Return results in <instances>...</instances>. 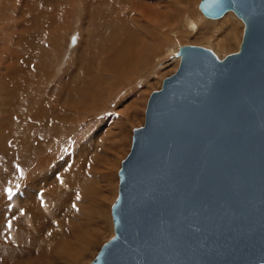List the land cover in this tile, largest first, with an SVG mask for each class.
Instances as JSON below:
<instances>
[{"label": "water", "instance_id": "95a60500", "mask_svg": "<svg viewBox=\"0 0 264 264\" xmlns=\"http://www.w3.org/2000/svg\"><path fill=\"white\" fill-rule=\"evenodd\" d=\"M232 12L240 48L182 46L133 129L111 206L114 235L90 264H264V0H201Z\"/></svg>", "mask_w": 264, "mask_h": 264}, {"label": "bare ground", "instance_id": "6f19581e", "mask_svg": "<svg viewBox=\"0 0 264 264\" xmlns=\"http://www.w3.org/2000/svg\"><path fill=\"white\" fill-rule=\"evenodd\" d=\"M34 1L13 3L11 0H1L0 12L3 16L7 15L10 5H13L11 13L26 10L28 6H33ZM75 1L71 2L70 9L74 8ZM189 2L191 6L188 8L187 19L175 30L169 31L175 21L172 17L168 26H163L149 39H143L140 32L133 26L134 19H137L135 16L145 17L151 21L152 26H158L159 0L153 3L147 0H82V3L89 6L85 16L82 15L84 20L88 19V23L84 21L80 36L77 33H71L72 39L69 45L73 47L74 40L75 46L86 41L96 25L106 26L102 32V52L99 57L93 59V62L98 64L104 58L110 59V68L116 75H122V72L126 70L138 46L145 47V50L140 53L142 61L148 59L146 49H151L156 54L161 52L153 60L155 62L153 77L156 76L160 67L167 64L168 60L172 69L179 67V48L190 46L186 44L187 39L195 35L204 36L207 40L198 46L211 50L217 57H222L218 54L225 53L230 48L231 36L230 34L223 36V33L226 27L233 28V20L225 16L231 12L224 14L219 20L206 19L201 12V14L196 11L190 13L197 6V1L190 0ZM60 3L67 5V0H60ZM60 3L57 2L54 5L53 14L48 20L40 21L34 19L33 15L17 17L21 23L33 28L32 32L20 35V42L23 45H38L40 44L39 37L50 34L59 35L64 31L65 24L62 23L59 13L63 8ZM95 7H97L96 10ZM65 12H68L67 8ZM10 33L9 28L4 25L0 26V259L6 256L16 258L28 235L23 228L29 227L32 222L35 224L33 240H37L38 245L43 244V237L45 244L60 237L62 241L66 240L71 248V251L67 250L65 242L54 246L50 264L84 263V256L92 246L91 240L98 233L94 219L98 221L97 225L99 221L103 225L107 216L103 204L102 207L94 208L93 202H88L89 198L94 196L99 199L105 198L103 183L98 178L89 179L87 174H82V172L83 169H88L90 157L94 159L91 166L95 170H101L104 162L102 150L108 147V142H111L113 124L110 120H105L90 125L87 131L82 132L73 142L74 148L71 151L69 150L71 138L64 140L62 148L57 145L53 146L52 143L56 144L58 137L53 138L51 143V137L40 132L41 127L36 120L24 115L33 107L38 115H47L46 112L41 111V106H48L50 98L53 101L61 98V103L76 105L80 103L77 98L84 97L83 101L88 99L93 107L95 106L93 92H97V105L99 110L104 112L106 105L100 106V103L103 99V90L106 85L104 82L106 81L98 75L94 79H82L81 86L84 91L81 93L73 85L79 74L76 64L79 60H83L80 55H74L75 60L72 66L67 68L66 65L65 68V63L61 65L54 63L56 57L27 56L17 48H9L14 45ZM163 40L170 41V43L163 44ZM160 46H162V51H157ZM66 56L60 55L63 59ZM156 65L159 66L155 68ZM97 71L105 75H114L109 66L104 65V62L97 67ZM118 82L125 84L121 80ZM111 87L110 90L113 92ZM108 97L107 92L105 98ZM13 102L20 107L15 109ZM108 102L109 100L106 104ZM131 107L133 109L134 106ZM67 112L69 118L77 116L76 110L72 113L68 110ZM48 113L51 116L57 113L59 117H62L61 108L58 110L49 108ZM49 130L56 131L58 136L64 135V128L60 121L49 127ZM56 150H58V155H61L60 161H55L58 156H54ZM71 158L72 160H69ZM21 173L23 178H21ZM7 189H11L13 193L11 198H9ZM62 197L66 201H59L58 205H55L56 200H62ZM116 197L115 194L111 203H114ZM43 199L49 201L44 207ZM85 208L86 215L83 217ZM14 209L16 212H13ZM57 217H59L62 230L55 227L49 229L45 223ZM9 223L11 228L8 227ZM75 225L79 228V232L72 237ZM33 256L34 254L29 258Z\"/></svg>", "mask_w": 264, "mask_h": 264}, {"label": "rangeland", "instance_id": "374dc122", "mask_svg": "<svg viewBox=\"0 0 264 264\" xmlns=\"http://www.w3.org/2000/svg\"><path fill=\"white\" fill-rule=\"evenodd\" d=\"M11 1L13 3H18L26 0ZM72 1L73 0H67V5H64L60 3V0H35L33 2V6H28L26 10H20L11 13L13 5H10L8 7L9 13L7 15L3 16L0 12V26L4 25L5 27L9 28V30L11 31L10 36L14 41V45L10 46L9 48H17L27 56H39L41 58L59 57L63 52L66 51L71 33L74 32L77 33L78 36H80L82 26L85 22L88 23V19L84 20L82 18V15L85 16L86 12L89 10L88 4L82 3V0H76L74 2V8L70 9ZM147 1L149 3H153L155 0ZM159 1L160 3L158 15L160 20L158 26H152L151 21H149L145 17L138 18V16H135V18L137 19H134L133 26L138 32H140L143 39H149L154 33L159 32L163 26H168L171 22L172 17H174L175 21L173 22L172 26H170L169 31L175 30L187 19L188 8L191 6L189 2L190 0ZM196 1L197 6L195 7V9L193 8L190 13H194V11L200 13L198 5L201 0ZM57 2H59L61 7H63L62 9H60L59 13L61 14L62 23L65 24L64 31L59 35L50 34L45 37H39L38 40L40 41V44L38 45H23L20 42V35L32 32L33 28L31 26H27V24L21 23L17 19V17H28L33 15L34 19L40 21L48 20L50 18V15L53 14L52 9L55 8L54 5ZM66 8L68 12H65ZM96 8L97 7H95L94 9L96 10ZM225 16L226 18H231L233 20V28L231 29L229 27H226L224 29L223 36H228V34H230L231 36L230 48L227 49L225 53H219L218 55L222 56L218 57L219 59H223L225 56L231 53H236L239 50L244 28L243 23L239 19H237L234 14H232V12ZM104 28H106V26L96 25L95 28L92 29V32L89 34V38L80 45L74 47V50L78 48L83 51V60H79V63L76 64L79 69V74H77L73 85L78 91L83 93L84 88L81 86L82 79H94L97 75L99 78L104 79L106 81L104 82V84H106V89L104 88L103 90V99L100 103V106L106 105L105 111L102 112L99 110V106L97 105L98 94L97 92H93L92 95L94 96L95 102V106L93 107L89 104L88 99L83 101L84 97L82 99L77 98L80 103L76 105H72L66 102L61 103V98L58 101H53L50 98V104L48 106H41V111L46 112L47 115H38L34 107L31 111H27L26 115H24L36 120V122L41 127L40 132L51 137V143L53 138L58 137L57 143H52L53 146L57 145L58 147L61 146L60 148H62L64 140H66L67 138H71L72 142L69 145V150L71 151L74 148L73 142L78 139L82 132L87 131L90 125L105 120H110L113 124L111 142H108V147L102 150L104 162L102 164L101 170H95L91 166L94 159L90 157L88 159V169H83L82 172V174L86 173L89 179L98 178L103 183L105 192V194L103 195L105 198L99 199L97 198V196H90L91 198H89L88 202H93L94 208L97 206L102 207L103 204L105 207L107 220L103 222V225L100 223V221L99 225H97L98 221L94 219V224L97 226L98 233L91 240L92 246H90L84 256V263L78 262L75 264H90L99 251L100 247L113 236V227L110 212L113 203L111 202H113L112 200L114 199L115 194L117 196L118 170L120 168L121 161L126 157L130 150L132 131L135 128L141 127L144 123V112L149 95L153 91L159 90L163 79L172 75L178 68V66H176L175 69H172V65H169L168 60L167 64L160 67L156 76L153 77L152 71L155 64L153 60L158 57L161 52L156 54L151 49H146L148 59L142 61L140 53L145 50L144 46L136 47L134 57L129 62L126 70L122 72V76L114 74V72L110 68L111 60L108 58H104L100 60L98 64H95L93 62V59L99 57L102 52V32ZM206 41L207 40L204 38V36L195 35L189 37L186 44L198 46L202 43H205ZM165 42L166 41L163 40V44H165ZM169 43L170 41L166 42V44ZM162 46H160L157 51H162ZM113 52L116 53V51ZM103 62L104 65L109 66L111 73L114 74L113 76L105 75L101 73V71H97V67ZM158 66L159 65H156L155 68H157ZM118 80L123 81L125 84L119 83ZM147 80L148 83H146ZM109 82L113 87H111ZM107 87L109 88L107 89ZM110 87L111 89H113V92L112 90H110ZM105 90L107 91L105 92ZM107 92L109 93L110 98L108 97L106 99L105 95ZM108 100L109 102L106 104ZM57 104L59 105L57 106ZM12 105L15 109H18L20 107V105L14 102L12 103ZM79 106L81 107L79 108ZM131 106H134L133 109H131ZM49 108L56 110L61 108L62 117H59L57 113L55 114V116L49 115ZM128 108L131 110H129ZM67 110L70 113L76 110L77 116H75L74 118H69ZM58 121L61 122L64 128L63 136H58V133L56 131L49 130V127H51ZM57 155L58 150H56L54 153V156ZM61 159V155H58L55 161H60ZM69 160H72V158ZM42 201L43 207L47 203H49L47 199H43ZM59 201L65 202L66 200H63V197L62 200L57 199L55 205H58ZM13 212H16V209H14ZM85 215L86 208L83 213V217ZM108 217H110L109 220ZM45 224L49 229L51 227H55L56 229L62 230L59 217L50 219V221ZM33 227L35 228V224L31 222L29 227L23 228L25 231H27L28 235L26 241L22 244L21 250L16 258L6 256L0 259V264H50V259L53 257L54 246H56L57 244H61L62 242H65V248L71 251V248L66 240L62 241L60 237L56 238L54 241L48 242L47 244H45V238L43 237V244L38 245V241L33 240L35 236V234L33 233ZM77 232H79V228L75 225L72 237L75 236V233ZM63 237L68 239L66 236ZM33 254L34 256L32 258H29Z\"/></svg>", "mask_w": 264, "mask_h": 264}, {"label": "crops", "instance_id": "0c3cea01", "mask_svg": "<svg viewBox=\"0 0 264 264\" xmlns=\"http://www.w3.org/2000/svg\"><path fill=\"white\" fill-rule=\"evenodd\" d=\"M82 53H83V51L80 50V49H78V48L75 50V52H73V51H69V52L68 51H65L61 55H67L66 58L63 59L60 56L59 57H56L54 59V63L56 65H61V64H64L65 63V68H66V65H67V68H70L72 66L74 60H75L74 59V55H80V57L83 58L82 57ZM119 76H122V75L119 74Z\"/></svg>", "mask_w": 264, "mask_h": 264}, {"label": "snow or ice", "instance_id": "6c2138e0", "mask_svg": "<svg viewBox=\"0 0 264 264\" xmlns=\"http://www.w3.org/2000/svg\"><path fill=\"white\" fill-rule=\"evenodd\" d=\"M21 178H23V174L21 173ZM17 187H19V185H17ZM8 194H9V198H11V196L13 195L11 189H8ZM77 199H79V196H77ZM73 207H75V205H73ZM8 227L11 228V224H8Z\"/></svg>", "mask_w": 264, "mask_h": 264}, {"label": "flooded vegetation", "instance_id": "af4514ba", "mask_svg": "<svg viewBox=\"0 0 264 264\" xmlns=\"http://www.w3.org/2000/svg\"><path fill=\"white\" fill-rule=\"evenodd\" d=\"M71 39H72V36L69 37V42H68V46H67L66 51H68V52H69V51H73V52H75L74 49H73V48L75 47V40H74V46H73V47H70V45H69L70 42H71Z\"/></svg>", "mask_w": 264, "mask_h": 264}]
</instances>
